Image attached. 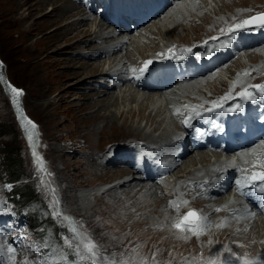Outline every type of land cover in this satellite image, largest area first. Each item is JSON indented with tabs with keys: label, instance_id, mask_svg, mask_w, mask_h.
Wrapping results in <instances>:
<instances>
[{
	"label": "bare ground",
	"instance_id": "1",
	"mask_svg": "<svg viewBox=\"0 0 264 264\" xmlns=\"http://www.w3.org/2000/svg\"><path fill=\"white\" fill-rule=\"evenodd\" d=\"M212 1L215 5L206 10L204 6H207L208 0H169V3L175 5L170 7L171 4H169L171 11L161 19H158L161 14L158 11L161 12L165 9L164 2L166 0H156L155 8L152 10L150 7L153 0L147 2L144 0H122L115 2L112 5V10L114 12L115 9L120 20H126L129 27L135 25L137 30L149 21L153 22L152 25L156 32L149 26L146 27V32L144 29L139 30V33L145 32L148 37L143 48L155 46L157 41L154 35L163 38L164 35L173 33L177 36V39L174 40L176 44L173 45V41L166 40L164 46L169 49L168 47L171 45L170 48L177 50L180 46L191 47L187 40L189 34L203 35V37L211 35L221 28L224 29L223 25L231 19L241 18L248 8L252 9L255 4L251 2L252 4L247 6L246 3L250 0ZM15 3L16 10L19 8L22 10L14 17L13 23L19 27L18 30L23 38L27 37L33 28L41 29L50 24L52 25L50 29L52 34L47 44H44L45 52L48 51L49 54V52L64 48L62 52L69 53L72 52L71 48L76 45L81 48L79 51L82 53L78 57L66 56L68 60L60 67L61 71L54 63H50L49 69L45 68L44 71H41V65L45 62L43 57L47 55L40 58V51L38 53L34 47H31L38 39L33 41L34 43L31 41L30 49H33L34 61H30L29 66L32 67L33 75L35 74L34 80L39 94H51L52 92L60 94L61 90L71 88L83 90V92L76 93L77 98L82 99V102H79L76 107L77 113L79 112L77 118L84 116L89 121L87 126L91 129L92 136L97 140V143L95 141L93 146L87 145L86 151L85 148L79 147V151L84 155L78 157V162L74 166L70 162H63L61 168L64 184L71 193L69 196L79 202L83 213L90 219H94L98 227H103L105 222H112L137 228L142 231L143 235L149 234V232L161 235L165 243L169 241L180 244L194 243L192 259L188 261L180 259V264H206L210 258L223 255L226 248L231 250L239 248L241 253L248 257L264 254V215L255 217L257 212L254 213V207L249 199H245L246 192L244 195L240 193L241 197L234 196L233 200L222 198L224 196L216 197L218 192H224L226 188L223 181L220 182L223 175H227L228 185L229 180L236 174L238 166H245L249 170L250 164L253 168L258 157H263L264 141L254 146L250 145L249 154L239 151V160L236 164L230 162L233 150L227 152L222 159L221 152L211 146H209L210 150L193 148L194 145L188 137V132L180 123L182 120L178 119L176 110L179 109V106L175 104V100L180 97L195 98L193 99L194 103L183 104L185 115L190 113L193 108L200 111L206 107H212L213 101H220L222 97L232 94L237 83L226 87L220 76L216 79L214 75H206L215 67H225L226 71L239 82L238 80L242 79L240 77L245 74L248 67L241 66L236 62L230 64L231 66H226L228 62L239 58V51H235L236 55L226 52L228 58L220 55L217 60L212 61L213 69L205 68L203 72L195 70L194 59L181 52V55L185 56L182 65L186 71L190 67L188 79L184 77L176 79L171 73L172 65L167 64L161 69L156 68L159 70L149 73L141 84L130 78L128 72L131 69L130 65L125 66L132 60L130 51H123L125 37L131 39L133 43L136 42V39L128 36L132 31L131 29L127 30L124 24H119L117 28V30L123 31L122 36H119L121 33L116 34L114 30L108 28L111 22L107 18H101L102 20L99 21L94 19L92 23H88L92 18L89 14L90 10H86L76 0H15ZM47 3L52 8L41 15L49 16L46 21L39 22L33 19L27 22L34 15V11H40ZM234 4H240L241 8L234 10L231 8ZM224 9H228L229 13L218 17L217 12ZM146 11L151 15L148 17L150 20L146 17ZM131 12H142V16L127 19ZM192 14L196 17H193ZM125 30L128 33L126 35H124ZM260 36H264L262 30L256 37L251 36L255 38L256 45L264 42ZM223 38L225 37L223 36ZM248 38L250 37H242L237 43L241 44ZM211 42L215 44L208 43L201 51H194L196 47L193 46L191 51L193 54L196 52L199 55L211 50L216 52L218 48L215 45L219 44L218 46H220L222 41L219 38V41ZM249 46L247 43H243V49ZM167 53L168 50L163 54L168 57ZM245 53L251 63L255 62L258 57L264 62L263 49H249ZM216 54L214 57L218 56ZM159 55L160 51L156 48L151 54L143 55V57H145V61H152ZM100 77L105 86H110V82H115L116 79L119 80L116 81L118 83H113L111 87L106 88L98 84ZM52 78L55 79L52 80ZM42 80H47L48 85L41 87ZM202 82L204 83L202 84ZM121 85H125V88L122 89ZM202 85H208V88H201ZM222 86H224L223 93H221ZM116 88H119V93H115ZM161 98L165 99L167 110L170 111L168 115H163L164 111L161 108L152 106L155 101ZM127 102L134 103V105H128ZM169 104L171 105L169 106ZM223 104L226 106L229 102L224 100ZM52 105H54V101L50 98L43 102L44 107H49L55 112L56 108ZM134 118L135 125L132 123ZM73 119L71 118L69 121L71 122ZM141 121L144 122L143 127L140 124ZM145 127L150 129L144 131ZM116 131L130 133L126 140L127 143H106L108 145L102 147L101 141ZM136 153L143 155L145 160L167 162L166 171L174 181L170 195L163 192L162 184H168L171 179L162 180V183L156 181L155 171L151 172L149 165L142 168L141 165L134 162ZM64 154H66L65 151ZM74 167L78 168L77 173H73ZM151 169H156V167H151ZM241 173L240 171L239 174ZM242 176L244 175H240L238 178ZM213 183L219 185V188L213 189L211 193L201 189V186ZM106 184L108 186L103 191L96 192L101 185ZM95 188L97 190L91 193L90 191ZM75 190L76 192H74ZM242 198L245 200L244 203L240 202ZM170 201H187V203H183L179 211H176L169 205ZM192 204L196 205L199 212L207 217L205 231L199 236L187 232L173 233L171 231L172 223L181 216L179 214L183 212L185 206L195 207ZM229 209H233L236 215L229 213ZM249 212L252 215H248ZM221 223L223 226L218 227ZM208 232H211L210 240ZM183 234H186L187 237H183ZM197 248L201 254L194 256Z\"/></svg>",
	"mask_w": 264,
	"mask_h": 264
},
{
	"label": "rangeland",
	"instance_id": "2",
	"mask_svg": "<svg viewBox=\"0 0 264 264\" xmlns=\"http://www.w3.org/2000/svg\"><path fill=\"white\" fill-rule=\"evenodd\" d=\"M76 1L80 2L83 7L82 1L84 0ZM251 2L255 3L253 4L254 6L252 7V9L248 8L246 13L243 14L241 18L239 17L238 20L231 19L232 21L230 20L226 22V24L223 25L225 27L224 29H226L230 24L234 22H238L239 20L245 19L255 14V12H264V0H250L248 3H246V5L249 6L250 4H252ZM213 3L214 1L208 0L207 6H204V8L208 10V8H211L213 5H215ZM15 4V0H0V63L3 65V71L6 75L7 82L14 88L20 89L22 92L21 103L25 114L32 121H34L38 127L39 141L37 144L36 152H38L39 157H41L43 161V166L41 167V165L36 161V158L33 156V154H31V150L27 144V140L17 122L16 113L11 105L10 98L5 93L0 83V209H2L0 210V223L5 224L2 225V227L10 228V232L4 233V237L7 239L9 236H13L14 240L16 241L14 243L17 244L19 250V252L15 256L16 264H23L26 259L35 260L37 253H39L41 257H47L50 261L53 262V264H81L78 256H76L64 242L66 238H70L72 235V233L68 229L67 222L63 221L62 218H57L52 215L53 194L50 189H55V197L60 202L58 208L61 212V217L64 215L71 216L76 222H78V224H82L83 227L80 230L90 233L92 238L102 246L105 254L111 255L113 253H123L124 258H131L134 261V264H139V261H146V264H180V259H185V261L191 260L193 257L192 250L195 247L194 243L180 244L179 242L175 243L174 241L165 243L161 238V235L151 232H149V234L146 233L145 235H143L142 231L137 230V228H130L129 225H119L112 222H105L103 227H98L95 224L96 222L94 221V219H90L85 213H83V211L80 209V205L78 204L79 202L71 199L72 197L69 196V194L71 193L66 184H64V177H62L63 174L61 168L63 162H70L74 166L79 160L78 157L84 155V153L79 151L78 148L83 147L86 151L88 149L87 145L93 146L95 144V141L97 143V140H95L92 136L91 129L87 126L89 124V121L86 120L84 116L77 118V116H79V112L77 113L76 107L77 105H79V102H82V99L77 98L76 93L83 92V90L71 88L73 90H61L60 94L53 92L51 94H39V89H36L37 84L34 80L35 74L33 75L31 69L32 67L29 66V63L30 61H34V54L32 52L33 49H30L31 47H34L36 52L40 51V58H42L45 54L47 55L46 57H43L45 62L41 65V71H44L45 68L49 69L50 63H54L55 65H57L59 67V71H61L62 68L60 67H62L68 60L66 56L72 55L71 57L73 58L78 57V55L82 53L81 51H79L81 48L80 46L76 45L71 48L72 52L69 53L62 52L64 48H60L54 52H49V54L48 51L45 52L44 44H47L52 34V32H50L52 25L50 24L43 26V28L41 29L33 28L30 34L27 37L23 38L20 34V30H18L19 27H17L13 23L14 17L18 15L22 10L20 8L16 10L17 7L15 6ZM169 4H171L170 7H173L175 5L174 3L168 2L167 5L164 6L165 11H158L159 14L161 13L158 19H161V17L163 16L165 17L167 12L171 11V9L169 8ZM49 5L50 4L47 3L40 11H34V15L30 17L27 22L32 21L33 19H36V21L39 22L46 21L49 16L41 15L48 12L52 8V6ZM261 5L263 6L261 7ZM150 8V10H152L153 8H155V5H152ZM231 8H233L234 10H238L241 8V5L234 4ZM242 8L245 9V7L243 6ZM89 10L91 11V9ZM131 13L134 14L137 18H140L142 16V12ZM228 13V9H224L217 12V16L222 17L224 14ZM115 16L119 18L114 9V17ZM192 16L196 17L193 14ZM94 19L96 18L93 14L88 23H92ZM148 20H150V18H148ZM122 23L125 24V22ZM152 24L153 22L149 21L146 25H142L140 29H144V31L146 32V27L149 26L150 29H153L156 32V29ZM116 27L117 25L114 24L109 28L116 30ZM125 27H128L127 29H131L132 32L128 34L126 30L124 35L128 34V36L135 37L137 42V44H135L136 42L133 43L131 39L129 40L127 37H125V45L123 51H130V54L132 56L131 62H127L125 66L130 65L131 69H136L137 65L145 60V57H143V55L151 54L156 48L160 52L164 53L165 49H167V47L164 46L166 40L174 42V40L177 39V36L173 33L168 35L166 34L163 38L159 37L158 35H154L157 41L155 43V46L152 48L145 46L143 48L145 42L148 40L145 32L139 33L140 29L137 30L135 25L130 28L128 24H125ZM118 32L119 31H117L116 34H118ZM213 33L211 35H207L206 37H203V35L194 36L189 34L187 36V40H189L188 42L191 46L196 45L197 43L199 44L200 42L202 43V41L204 40L207 41L208 38V40L210 41H208L206 44L212 43L211 41L214 40H211L210 38L214 37V35L216 34H220L221 30L215 31ZM122 34L123 33H121L119 36H122ZM40 36H43L44 38H41ZM218 38H220L222 42L225 40V38L223 37ZM260 38L264 39V36H260ZM35 40H37V42L34 44V46L31 45L30 47V43ZM255 42V38L252 37H250V39L248 38L245 41H242L241 44L237 45V47H240V49H235L232 54L236 55L235 51L238 50L240 53L239 58L236 57L237 60L235 59L233 61H230L226 65L228 67L233 62H236L237 64H241V66L248 67V70H246L245 74L240 77L242 79L238 80L239 82L236 81L233 75H230L226 71L227 69H225V67H215L206 75H214L216 79L218 78V76H220L224 80V85H226V87L236 85L237 83V86H234L235 88L232 94H229L232 98L235 97L237 93H239L242 89L247 87V85H254L257 82L264 84V62L260 60V57H258L255 62L251 63L250 59L246 57L245 53V51H249V49L264 50V46H262L264 45V42L258 45H256ZM243 43H247L250 46L246 49H243ZM174 44H176V42H174L173 45ZM214 44L212 43V45ZM218 45L219 44H216L215 46L218 48ZM137 46L140 49L142 48L143 50H140ZM170 47L171 45H169L168 48ZM204 48L196 47L194 51H201ZM226 51H229V48ZM226 51H223V55L226 53ZM161 54L159 56H163ZM187 55L192 57L193 59L194 54L192 51L188 52ZM234 70L237 71L236 68H234ZM130 78L132 79L131 74ZM54 79L55 78H52V80ZM111 80L113 81V79ZM118 80L119 79H116L115 82H110V86H105V84L102 83L103 79H101L100 77L98 84L100 86L109 88L113 85V83H118L116 82ZM70 81H72V79H70ZM142 82L144 81H138V83L141 84ZM203 83L204 82H202V84ZM46 85H48V81L42 80L41 87ZM207 86L208 85H202L200 87L205 88ZM121 88L124 89L125 85H121ZM222 88L223 89L221 90V93L224 92V86H222ZM114 91L115 93H119V88H116ZM48 98L54 101V105L52 106H55V112H53V109L43 106V102ZM193 99L195 98L184 96L175 100V104L179 106V109L176 110L179 120L182 118V116H184L183 104H192ZM127 103L128 105H134V103ZM170 105L171 104H169V106ZM152 106H154V108H161L162 111H164L163 115H168L170 113V111L167 110V105H165L164 98L158 99L153 103ZM71 118L74 119L70 122L69 120ZM132 123L134 125L136 124L135 118L133 119ZM140 124L142 127L144 126L143 121H141ZM147 129L149 130L150 128L145 127L144 131H148ZM122 132L116 131L110 137L102 140V147L108 145L106 143L111 144L113 142L126 144V140L128 139V136H130V133L128 131ZM201 149L204 148L202 147ZM205 149L210 150L208 149V147ZM246 149L239 151H244L246 154H249V148ZM64 151L66 154H64ZM239 151L236 152L238 154L237 156H239ZM237 156L232 157L230 162L236 163ZM262 156L263 157L261 158V160H264V154ZM12 167L16 172H18V177H10ZM239 168L242 169V167L238 166V169ZM77 171L78 168L75 169L74 167L73 173H77ZM156 181L162 183V180L159 178H156ZM235 181L236 180H234V183L232 182V184L228 185L227 187L224 186L226 187L224 192H218V196L216 197L224 196L222 198H229L233 200L234 196L236 197L234 185ZM173 182L174 181L171 179L168 184H162L164 193H167L168 195L172 193V187L174 184ZM214 185L215 184H210V187L208 189L211 190L212 188H215L216 186ZM107 186L108 184L101 185L99 188L97 187L98 191H96L97 188H95L90 192H101ZM203 188L205 190L207 186H204ZM26 189L28 190L26 192V196H29V198L23 199L21 197L25 195L24 190ZM77 189L79 190L80 188ZM20 191L24 192L22 193V196L18 198L16 193ZM74 192H76V190ZM192 206L195 207L190 208L185 206L183 212L179 215L185 214L189 211V209H195L199 212V209H197L196 205L192 204ZM228 212L236 215L233 209H229ZM259 216L255 215V217ZM171 231L175 234L178 233V231L174 228H172ZM211 232H208L209 240L211 238ZM183 237H187L186 234H183ZM1 241L2 237H0V242ZM238 249L239 248L231 251L235 252L237 255L245 256L241 253L240 249ZM199 254H201V251L197 248L194 256ZM61 258H63V260H61ZM220 258L224 261H227L231 259V256L229 252L224 251V254L221 255ZM6 261L8 262L7 259Z\"/></svg>",
	"mask_w": 264,
	"mask_h": 264
},
{
	"label": "snow or ice",
	"instance_id": "3",
	"mask_svg": "<svg viewBox=\"0 0 264 264\" xmlns=\"http://www.w3.org/2000/svg\"><path fill=\"white\" fill-rule=\"evenodd\" d=\"M252 28H264V12L256 13L255 15L230 24L226 29H221V35L227 37L228 39L220 42V47H230V40L234 37L235 33ZM210 39L219 40V38L215 36L211 37ZM205 43H207V41H205ZM181 51L184 53H188L191 52V49H183ZM167 55L168 58H174L177 61L183 60L185 58L184 55L177 54L174 48H169ZM151 63V60L145 61L144 65L138 70L131 69L133 73H136L138 71L139 74L135 76L137 80L142 78L144 72L147 70L148 66ZM12 92L14 93V103H17L15 97H18L19 95H21V93L15 88L12 89ZM257 93L261 96H264V84H255L245 87L241 92L237 93V95L241 99L254 100ZM231 98L232 97L230 95H226L225 97H222L220 101H213L212 107L205 109V112H213L217 109H222L224 106V100ZM242 110L243 108L240 104H234L227 109L228 112H236ZM17 112L18 114H20L22 126L25 128L26 132L28 133V139L31 141L33 139L36 125L26 116H23L18 106ZM202 115L203 113L193 108L190 111L188 117L181 121V123H183L187 127H192V119L195 117H200ZM196 132L200 133V129H196ZM33 156L42 167V158L39 157V155L35 151H33ZM257 166H259L262 170H254L251 172V175H244L235 181L237 191L242 195L245 194L244 189L246 188H256L257 191L264 193V160L257 159L253 164V168H256ZM50 191L53 194L52 215L57 218H62L63 221L67 222L68 229L72 233V235L70 238H66L64 242L68 245L69 249H71L72 252L76 256H78L81 264H134V261L131 258H124L123 253H113L111 255L105 254L102 246L92 238L90 233L80 230L83 227L82 224H78V222H76L71 216L64 215L61 217V212L58 208L60 202L55 197V189H50ZM183 203H187V201H170L169 205L175 208L176 211H179ZM248 215H252V213L249 212ZM222 226L223 223L218 225V227ZM171 227L176 229L180 233L187 232L191 235L199 236L203 234L207 227V217H205L195 209H189L188 212L179 216L175 220V222L172 223ZM2 235L3 234L0 233V236ZM16 251V248H14L10 243L6 244V248L5 244H0V257H7L9 264H16ZM225 251L230 253L231 259L224 261L220 258V256H215L206 261V264H264V254H258L257 257H248L246 255H237L229 248H226ZM61 260H63V258H61ZM23 264H53V262L50 261L47 257H41L39 253H37L35 260L26 259ZM139 264H146V261H139Z\"/></svg>",
	"mask_w": 264,
	"mask_h": 264
},
{
	"label": "water",
	"instance_id": "4",
	"mask_svg": "<svg viewBox=\"0 0 264 264\" xmlns=\"http://www.w3.org/2000/svg\"><path fill=\"white\" fill-rule=\"evenodd\" d=\"M0 82L4 86L6 93L9 95V97L11 99L12 105L14 106V110H15V113L17 115L18 122H19V124L21 126L22 132H23L25 138L27 139L29 145L31 147L37 146V144H38V127H37L36 123L33 122L36 125V129H35V132H34V135H33V139L30 141L28 139V133L26 132L25 128L22 126L21 119H20V114H18V112H17V106H18L20 111H21V113L23 114V116H25L24 110L22 108V103H21L22 92H21L20 89L17 88V90L20 91L21 95H19L18 97H15V100L17 101V103H14V93L12 92V89L14 87L11 86L7 82L6 75H5L4 71H3V65L1 63H0Z\"/></svg>",
	"mask_w": 264,
	"mask_h": 264
},
{
	"label": "trees",
	"instance_id": "5",
	"mask_svg": "<svg viewBox=\"0 0 264 264\" xmlns=\"http://www.w3.org/2000/svg\"><path fill=\"white\" fill-rule=\"evenodd\" d=\"M11 170H12V171H11ZM11 170H10V171H11V175H10V177H11V178L18 177V172H16V171L14 170L13 167L11 168ZM24 191H25V192H24ZM24 191H23V192L25 193L24 196H22V193H23V192H21V191L18 192V193H16V195L18 196V198L21 197V196H22L21 198H23V199H27V198H29V196H26V192H27L28 190L26 189V190H24ZM34 217H35V216H34ZM34 217H33V218H34ZM35 218H36V217H35ZM36 220H37V219H36ZM39 221H40V220H39Z\"/></svg>",
	"mask_w": 264,
	"mask_h": 264
}]
</instances>
